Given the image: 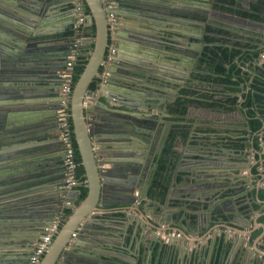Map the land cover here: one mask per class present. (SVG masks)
<instances>
[{"label":"water","instance_id":"1","mask_svg":"<svg viewBox=\"0 0 264 264\" xmlns=\"http://www.w3.org/2000/svg\"><path fill=\"white\" fill-rule=\"evenodd\" d=\"M84 1L91 11L89 22L95 27V35L87 44L92 50L70 98L75 141L88 187L87 196L78 203L79 188L67 192L61 188L65 167L64 174L59 175L53 162L40 161L36 156L32 158L30 152L28 155L22 152L34 145L26 144L31 140L27 135L40 134L37 115L54 112L61 100L59 71L64 68L71 49L68 53L54 51L46 44L49 40L44 36L60 32L58 12L75 4L72 0H0V231H5L4 237L8 240L15 237L13 227H28L36 231L39 238L60 211H65L66 201L72 199L75 203L39 264H101V253L107 252L93 247L105 244V239L99 237L104 225L101 212L118 211L126 217L122 222L125 225L122 235H132L144 228V222L135 220L133 232H129L131 223L126 220L131 221L133 216L127 211L139 212L136 204L149 198L161 156V151L153 150V141L162 130L167 129V137L171 126L166 113L170 99L164 96L167 93L164 87L182 84L179 78L183 76L178 72L189 71L190 74L195 55L193 44L198 39L195 30L187 28L193 26V9L185 4L195 0H114L119 6L116 10L117 52L107 73L103 74L102 64L111 41L107 11L101 0ZM69 25L66 29L73 31V22ZM188 36L193 40L187 39ZM70 37L75 41L72 34ZM169 39L184 46L168 49L162 41ZM187 40L193 45L189 50L185 49ZM162 54L170 64L159 63ZM97 77L103 83L93 90L90 85ZM150 81L152 83L147 84ZM119 83L131 85L129 89L136 93L118 91V87L112 86H124ZM99 96H104L105 101ZM153 108L163 111L159 121L148 111ZM20 153L29 159L18 161ZM181 154L177 165L161 179L160 189L164 190L159 193L164 192L167 198L162 218L157 222L179 223L176 215L182 226L186 224L189 230L202 231L214 222L217 204L221 203L220 199L212 201L215 190L211 192V189L224 193L226 183H216L219 180L216 177L220 176L213 175L214 168L192 165L194 161H204L202 155H198L202 160H197L194 153ZM188 161L192 164L183 166ZM179 177L191 183L193 190L181 185L183 181ZM136 190L140 194L136 195ZM192 203L191 215L182 216L181 210H189ZM240 217L236 219L242 221ZM218 220L221 219L217 217ZM256 223L264 229V223ZM183 232L181 238L186 239L188 230ZM240 234L239 231L237 239H225L224 246L217 244L216 247L223 251L230 242L232 250H236ZM181 238H169L166 242L157 239L169 256L178 257V264L183 260V250L188 255V246L181 243ZM257 250L264 254L263 250ZM7 256L0 254V264L24 263L19 257ZM147 262L150 264L149 260Z\"/></svg>","mask_w":264,"mask_h":264},{"label":"flooded vegetation","instance_id":"2","mask_svg":"<svg viewBox=\"0 0 264 264\" xmlns=\"http://www.w3.org/2000/svg\"><path fill=\"white\" fill-rule=\"evenodd\" d=\"M185 4L193 9L191 21L198 37L189 74L192 88H185L189 80L183 77L179 78L181 85L165 89L167 93L164 96L170 99L166 113L170 116L167 120L171 126L167 137V129L165 132L162 130L153 141V150L161 151L157 166L164 162L163 157L175 160L177 165L182 152H200L204 157L203 163L188 161L183 166L197 163L214 168L213 175L220 176L216 177L219 179L216 183H226V190L218 193L216 188L211 189V192L215 190L212 201L220 199L217 207L232 210L227 213L228 218L241 216V220L247 222L240 227L247 232L240 234V245L236 250H232L230 242L223 251L220 247H213L211 264H264V254L257 250L264 251V229L256 223H263L260 218L264 215V201L260 196L264 191V0H195ZM243 12L254 13L257 17ZM213 39L219 40L215 44L220 42L230 48H239L233 59L225 61V83L208 78L216 76L213 61H220L209 53L205 54V48L214 45ZM233 70L238 74L229 80L227 76ZM237 81L239 89L234 92L230 84ZM215 100L221 102L205 105V102ZM179 102L183 103L186 111L182 112L177 107ZM148 111L153 113L155 121H159L158 117L163 114L157 108ZM156 175L159 176V172ZM223 198L225 202L221 200ZM234 207L237 214L233 213ZM217 211L214 222H217V217L224 219L218 221L232 222L226 215L219 216ZM252 215L256 218L254 221L249 220ZM256 224L259 227L254 230ZM248 229L252 232L248 233ZM258 229L262 230L253 238ZM182 254L180 264H185L188 255L184 250Z\"/></svg>","mask_w":264,"mask_h":264},{"label":"crops","instance_id":"3","mask_svg":"<svg viewBox=\"0 0 264 264\" xmlns=\"http://www.w3.org/2000/svg\"><path fill=\"white\" fill-rule=\"evenodd\" d=\"M72 1L75 4V0H72ZM123 7H125V5H123ZM74 11H75L74 5H71V7H66L60 10L58 12V16H59L58 22H59V26L61 27L60 32L54 35L44 36V38H47L46 40H49L46 44H49V46L52 47L54 51H57V52L63 51L67 53L70 52V49L72 51L74 48V44H75L74 42L76 40L71 41L70 34H72L75 38L76 36L81 35V33L79 34L77 33V30L75 31V28L73 29V31L66 29V28H70V25H69L70 22H73L74 27H75L76 18H75ZM88 24L90 25V22ZM187 28H191L192 30H194L195 27L187 26ZM189 37H190V40H193V37L191 36H188L187 39H189ZM162 42H163L162 44L163 45L165 44V46L168 49L169 48L172 49V47L179 48L181 46L182 47L184 46V44L181 45L180 42L175 41L173 39L165 40ZM184 43L186 44L185 49H188V50L190 49L191 46L194 45V44L193 45L190 44L188 40L185 41ZM87 44H81V45L79 44V46L76 48L79 54L81 50L91 49L87 47ZM159 46H160V49H162V45H159ZM169 52L172 53L173 50H170ZM166 54H168V52L164 53V56H166ZM162 56L163 54L159 57L161 58V63L165 65L169 64L168 61L165 59V57L164 56L162 57ZM188 72L180 73L181 76L189 80L187 87L185 86L186 89L192 88L191 86L192 81H191V78ZM117 75H120L122 78H125V79L130 78L129 75H124V74H117ZM140 79L143 80L142 78ZM101 81L100 83L102 84L103 82ZM132 81H133V77H132ZM150 83L152 82L150 81L147 84H150ZM119 84H124V83H119ZM112 86L118 87V91L127 90L130 92L136 93L134 92L133 89H129L131 85L124 84V86L121 85L122 87L116 86V85H112ZM164 88L166 89V87ZM118 91L116 92L113 91V92L118 93ZM123 92L125 94L127 93L125 91ZM139 98L141 99L140 96ZM99 99L102 101H105L104 96H99ZM58 104L59 102L57 103V107L59 106ZM37 122H39V125L41 128L40 134L39 135L28 134L27 137L31 140L30 142H26V144L27 145L34 144V145L30 149H27V148L22 149V152L26 153L27 155L30 152L32 158L36 156L37 158H39L40 161L46 159L45 162L47 163L53 162L55 166V170H57L56 173L59 175L60 174L63 175L64 174L63 150H62V145L59 140V130H58V126H57L58 124L56 120V110L54 112L52 110L49 112L47 111V112L39 113L37 115ZM20 145L22 147L25 146L24 143L23 144L20 143ZM17 146L19 147V145ZM184 152H189V151L186 150ZM189 153H194V157H198V155H200V152H196V151L189 152ZM24 155L20 153L18 161L19 160L23 162L27 161L28 157L25 158ZM164 161H165V166H161V169L160 167L158 168V172L161 176V179L165 175L168 176L165 173L167 172L170 173V170L173 168V166H176L175 160L171 161V159L164 158ZM38 163H41V162H38ZM54 166L51 165V167H54ZM179 180L183 181L181 185L185 187H190V189L194 188L191 185V183H186V180H182V177H179ZM154 183H155V178L153 179L151 186H150L151 188L149 189V198L143 199L141 202H138L136 204V207L140 208V211L139 212L137 210L127 211L129 214H132L133 216V218H131V221L129 219L126 220L131 223L127 229L129 230V232H133L134 227L132 223H134L135 220H137L138 223L144 222V228L140 229L138 232L135 231L132 235H129V234L122 235L121 230L125 226L122 224V222L123 220H125L126 217L121 212L109 211L108 213H103V212L100 213L103 216L101 217V219L103 220V223L105 226L103 225V229L100 230L99 237H102L105 239V244L102 243L101 247L96 246V245L93 247L103 248V250L107 252V253H104V252L101 253L103 254V258L101 259L102 260L101 264H149L147 262L148 260L150 261V264H178V257L175 255L169 256V253L164 251L165 246L157 242V239L159 237L161 240H164L163 242H166L168 241L167 238L165 240L164 237L161 235V234H165L164 232L166 233L176 232V233H181L182 235H184L183 231H186V230H188V237L186 239L181 238L182 236L180 237L171 236L170 234H167V237L169 238H175V239L181 238V243H184L186 244V246H188V257H186L185 259V264H211L212 253L214 250L213 247H216L217 244L222 245L225 239H229V240L237 239V237L239 236V231L241 233L247 232V230L245 229L242 230L240 228L242 224H246L247 222H245V220L243 221V219L242 221H240L238 219H235L234 217L228 218L227 213L231 212L232 210L230 211L229 209H224L223 207H220V208L217 207L218 211L217 210L216 211L218 215L219 216L226 215L225 217L228 219H231L232 222H235L234 224L230 221L228 223L217 221V222H212L209 227H206L202 231H199V230L195 231V230H189V227L186 224H184L183 226L179 224L181 222V219H179L176 215H174L175 220L179 223H173V221L164 223V225L163 223H158L157 220H160L162 218V213H163L162 208L164 207V203L166 201L167 195H165L164 192L162 194L159 193L163 191L164 189L162 190L160 189L161 187L158 188V187L153 186ZM70 200L72 201V203H74L72 199ZM221 200L223 202L226 201L225 198ZM171 204L174 205L175 203L171 202ZM180 204L182 203H177V205H180ZM192 206L194 207L193 203L189 205V210L188 209L181 210V215L182 216L183 215L187 216L188 214L191 215L190 209H192ZM233 213L237 214V208L234 207ZM253 215L250 217L249 219L250 221H254V219H256V218H253ZM215 216H214V219H215ZM257 227L259 226L256 224L254 227V230ZM165 228H168V230L163 231V229ZM4 232H5L4 230L0 231V254L8 255L7 257H19L20 259L24 260L23 264H25L30 256V253L32 252V249L35 245L36 240L38 239L36 235L37 232L31 231L30 228L28 227H20V226L16 228L13 227L12 233L15 234V237L12 239H8V240L4 237ZM251 232L252 230L248 229V233H251ZM244 235L246 236L247 234H244ZM252 237H254V235ZM148 245H150V247H148Z\"/></svg>","mask_w":264,"mask_h":264},{"label":"built area","instance_id":"4","mask_svg":"<svg viewBox=\"0 0 264 264\" xmlns=\"http://www.w3.org/2000/svg\"><path fill=\"white\" fill-rule=\"evenodd\" d=\"M103 2L104 9L107 11V18L109 22V30L111 34L110 46L108 48L105 61L102 64L103 74L107 73V69L113 56L117 52V20L118 14L117 3L114 0H101ZM75 31L77 33H81V35L76 36V41L74 42V48L69 54L67 62L62 70L59 71V75L62 82L61 87V100L59 102V106L56 109V120L57 126L59 130V140L62 145L63 150V165L65 167V179L62 185V189L67 192L72 190L73 188H78L81 184V181L78 178L77 169L81 165L76 158L75 145L73 140V128L71 125V114H70V98L71 93L74 88V66L79 57V52L77 51V47L79 44H90L93 41V35L91 32V24L89 25V13L86 10V5L84 0H75ZM91 51H89L90 55ZM136 195L139 194V190H137ZM67 207L65 211L60 212L54 219L53 223L48 226L45 231L41 234V236L36 240L35 245L30 253V256L25 264H39L46 253L47 249L51 245L54 237L59 232L62 225L67 220L69 215L66 214L68 210H73L74 203L69 199L66 201ZM161 234L164 239L167 240V234L171 236H181V233L171 232Z\"/></svg>","mask_w":264,"mask_h":264},{"label":"trees","instance_id":"5","mask_svg":"<svg viewBox=\"0 0 264 264\" xmlns=\"http://www.w3.org/2000/svg\"><path fill=\"white\" fill-rule=\"evenodd\" d=\"M86 10L88 13H91L89 7L86 5ZM243 14L245 15H251L252 17H257L254 13H251V12H243ZM91 29V32H92V35L94 36L95 35V27L94 26H91L90 27ZM219 40L217 39H213L212 42L214 43V45H210V46H207L205 48V54H210L212 56V58H217L216 60L220 59L219 62L217 61H213L214 63V66H212V68H215V75L216 76H209V80L210 81H215V82H218V83H225L227 81V78H224V75L225 74V68H226V60L230 61L231 59H233V56L235 53H237L239 51V48H230L228 46H226L224 43H217L215 44L216 42H218ZM93 46V44H92ZM91 49H84V50H81L80 51V54H79V57L75 63V66H74V71H75V74H74V79H73V83L74 85L76 84V82L78 81L81 73L83 72L87 62H88V59H89V51H91ZM211 68V69H212ZM235 74H238V72L236 70H233L231 73H229V75L227 76L228 79L230 80V78L235 75ZM100 78H95V80L91 83L90 85V88L95 90L97 89L99 83H100ZM239 81L237 82H231L230 84V89L234 92H237L238 89H239ZM235 100V98H233ZM221 102V100H215L214 102H205V105L206 106H213V105H217ZM180 104L177 105L178 108L181 109L182 112L186 111V108L185 106H183V103L182 102H179ZM182 107V108H181ZM70 121H71V125H72V128H73V124H72V118H70ZM73 140H74V145H75V151H76V158L79 162H82L81 161V157H80V153L78 151V148H77V144H76V141H75V136H74V132H73ZM164 159V157H163ZM161 166H165V161L163 162L162 161V164ZM160 166V168H161ZM77 174H78V178L79 180L81 181V184L79 186V189L81 190V195H80V198L78 200V203L80 201H82L86 196H87V193H88V187H87V179H86V176H85V170H84V167L81 163V165L79 166V168L77 169ZM153 186L155 187H160L161 186V176L159 174V176L156 175L155 177V183L153 184ZM261 199L262 201H264V191L261 193ZM255 207H258V204H255L254 205ZM72 212V210H68L66 212L67 215H70ZM260 221L264 223V215L260 218ZM262 229H258L255 233H254V236L258 235L260 233ZM254 238V237H253Z\"/></svg>","mask_w":264,"mask_h":264},{"label":"rangeland","instance_id":"6","mask_svg":"<svg viewBox=\"0 0 264 264\" xmlns=\"http://www.w3.org/2000/svg\"><path fill=\"white\" fill-rule=\"evenodd\" d=\"M259 239L257 238L256 241H258Z\"/></svg>","mask_w":264,"mask_h":264}]
</instances>
